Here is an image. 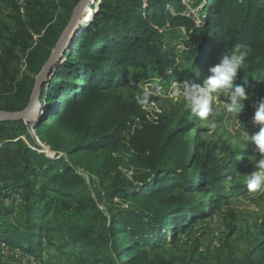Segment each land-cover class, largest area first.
I'll use <instances>...</instances> for the list:
<instances>
[{
    "label": "trees",
    "instance_id": "1",
    "mask_svg": "<svg viewBox=\"0 0 264 264\" xmlns=\"http://www.w3.org/2000/svg\"><path fill=\"white\" fill-rule=\"evenodd\" d=\"M80 1L58 0L54 7L48 0H35L51 19H42L41 28L46 32L39 46L29 53L25 47L33 35L21 20L17 21L18 34L9 40L0 57L1 90L30 101L36 79L21 74L16 50L27 54L28 70L38 76ZM192 5L201 7L199 23L184 0H95L90 5L74 44L72 40L64 62L44 90L45 115L36 126L40 139L55 152L66 137L72 140L64 144L67 158L52 159L25 149L21 180L26 214L13 225L0 223V242L37 253L43 232L69 234L67 227L38 223L52 208L46 191L65 198L82 197L95 216L101 215L78 171L103 182L107 170L118 164L133 169L134 179H117L104 192L110 202L120 196L128 206L110 207L108 230L103 235L106 245L94 249L90 239L86 250L104 264H177L172 259L152 257L146 247L156 250L169 238L174 242L200 218L213 215L223 199L249 192L246 185L234 184L238 153L225 149L227 155L216 159V147L187 137L194 129L193 121L182 117L174 122L172 116L162 115L150 119L144 107L157 99L151 96L148 103L140 104L137 98L143 93L124 92L131 78H157L161 79L159 84L165 79L167 83H201L208 65L218 64L217 58L237 44L251 49L245 74L262 76L264 0H197ZM182 31L187 40L178 49L168 41ZM179 60L189 64V74L181 72ZM5 131L13 133L14 129ZM124 154L126 159L120 157ZM195 194L210 202L195 201ZM2 197L0 192V215L11 212V208H4ZM78 234L83 239L92 235L89 231ZM72 240L74 244L79 241ZM254 254L251 263L263 264L264 242Z\"/></svg>",
    "mask_w": 264,
    "mask_h": 264
},
{
    "label": "rangeland",
    "instance_id": "2",
    "mask_svg": "<svg viewBox=\"0 0 264 264\" xmlns=\"http://www.w3.org/2000/svg\"><path fill=\"white\" fill-rule=\"evenodd\" d=\"M55 7L58 0H48ZM191 12L197 17L199 23L201 7H194L192 2L197 0H184ZM203 4V3H202ZM35 0H0V57L4 49L9 45V40L17 33V21L21 20L26 25L33 40L26 45V53L36 49L40 44V38L45 34L46 28L42 29L41 24L44 19H51L45 9L37 7ZM55 12H59L57 7ZM91 15V13H90ZM53 24L55 18L52 19ZM37 29L40 31H37ZM187 40L185 32L176 34V37L168 41L173 43L178 49H182ZM227 50H231L227 48ZM21 59V74H30L36 79V74L30 73L27 67V54L20 48L16 50ZM226 54V53H224ZM223 54V55H224ZM220 56L217 61L220 62ZM182 73L189 74V64L182 62ZM213 64L208 65V69ZM208 69L203 79L208 75ZM246 66L238 73L235 83H241L245 78L248 83L246 92L249 100L245 102L244 111L240 117L227 112L222 101L226 98L223 92L217 93V99L213 105L216 115L207 120L196 117L190 109L189 104L183 97L173 98L167 93L172 83H167L165 79L159 84L161 79L148 78L147 81H140L131 78L130 83L124 90L125 94L140 95L146 91L149 82H156L160 85L161 93L153 95L157 100L144 107L147 117L157 119L159 115L172 116L174 122L182 117L194 123V129L187 137L195 141H204L210 147H216L214 155L216 159H222L230 152H236L237 172L234 184L246 185V174L254 170V164L258 159L254 146L242 138V131H249L250 134L259 130L251 123L254 109L251 104L261 96H264V73L262 76L246 75ZM184 78V77H183ZM202 79V80H203ZM29 101V100H28ZM25 96L0 89V112H19L28 107L29 102ZM23 109V110H19ZM192 114V115H190ZM238 119L241 121L238 123ZM51 124V122H48ZM215 127H212V124ZM14 129L13 133L5 130ZM71 142L69 137L65 142ZM64 142V144H65ZM64 144H59V151L55 152L46 145L38 135V127L32 128L26 122L0 121V192L3 193L2 201L4 208H11L10 213L0 215V223L12 224L23 220L25 212L24 187L21 180V172L25 167L26 148L43 153L52 159H65ZM202 150V154L205 153ZM115 157H119L116 155ZM126 159V154L120 155ZM64 161V160H61ZM70 163V161L68 162ZM65 164V163H64ZM83 177V182L88 186V192L93 198L94 205L102 212L101 215H94L89 204L77 195L65 198L60 193L46 191L44 194L47 200H51L52 208L45 212L38 221L44 227L60 226L69 229V234L62 236L61 233L43 232L41 247L37 253H28L16 245L0 242V264H104L100 257L90 254L86 249L88 241L92 240L94 249L100 245H106L110 207L126 208L128 203H123L120 196L113 202L106 199L104 190L110 187L119 179L120 181H133L135 171L126 170L121 165L114 166L107 170V179L100 182L97 177L83 171H78ZM141 173L137 174L140 176ZM29 178V177H28ZM233 184V185H234ZM40 182H36L38 188ZM209 198L195 194L194 200L197 202L207 201ZM210 202V200H208ZM208 202V203H209ZM43 201L40 202L43 205ZM78 209L79 211H75ZM13 225V224H12ZM92 233L88 239L80 238L79 232ZM76 233V234H75ZM72 239H78L76 244ZM264 242V192H248L240 196H228L223 199L213 215L200 218L194 226L184 232H180L177 239L172 242L162 243L156 250L146 247L149 254L154 258L172 259L177 264L190 262L191 264H253L254 252L256 248ZM63 247V249H58ZM264 264V261H263Z\"/></svg>",
    "mask_w": 264,
    "mask_h": 264
},
{
    "label": "clouds",
    "instance_id": "3",
    "mask_svg": "<svg viewBox=\"0 0 264 264\" xmlns=\"http://www.w3.org/2000/svg\"><path fill=\"white\" fill-rule=\"evenodd\" d=\"M250 51V47L245 44L235 45L226 51L218 64L208 69V75L201 83L174 80L167 94L173 98L183 97L196 117L207 120L209 117H215L213 105L217 99L216 94L223 92L226 98L222 103L227 112L239 118L244 111L245 102L249 100L246 92L248 81L245 78L239 84L235 81L238 73L245 67ZM146 89L142 96L137 98L140 104L148 103L151 96L161 93L160 85L156 82H149ZM251 107L254 109L251 123L259 130L252 134L247 130L242 131V138L253 145L258 154L254 170L246 174L245 181L247 190L255 193L264 192V96L256 99ZM240 122L238 119V123ZM211 126L215 127V124Z\"/></svg>",
    "mask_w": 264,
    "mask_h": 264
},
{
    "label": "water",
    "instance_id": "4",
    "mask_svg": "<svg viewBox=\"0 0 264 264\" xmlns=\"http://www.w3.org/2000/svg\"><path fill=\"white\" fill-rule=\"evenodd\" d=\"M94 2L95 0H81L73 10L68 25L62 32L46 64L42 68L39 75L36 77L35 86L31 94L28 107L23 111L14 113L0 112V121H22L30 123L32 128H35L37 126L39 121L45 115L44 111L46 109V105L43 104L42 101L44 90H47L51 78L60 67V65L64 62V54L67 52V46L69 45L71 40H73L72 44H74L76 36L79 33L78 28L80 26V22L84 19V15L90 8V5ZM72 46L73 45H71L70 49L72 48ZM43 107L44 111L41 110V108Z\"/></svg>",
    "mask_w": 264,
    "mask_h": 264
},
{
    "label": "bare ground",
    "instance_id": "5",
    "mask_svg": "<svg viewBox=\"0 0 264 264\" xmlns=\"http://www.w3.org/2000/svg\"><path fill=\"white\" fill-rule=\"evenodd\" d=\"M88 11H89V9H88ZM87 11V12H88ZM80 27H81V22H80V26H79V28H78V31H79V29H80ZM72 41V40H71ZM71 41H70V43H71ZM70 43H69V45H70ZM69 45L67 46V49L69 48ZM44 109V107L43 108H41V110H43ZM44 111V110H43ZM45 112V111H44Z\"/></svg>",
    "mask_w": 264,
    "mask_h": 264
}]
</instances>
